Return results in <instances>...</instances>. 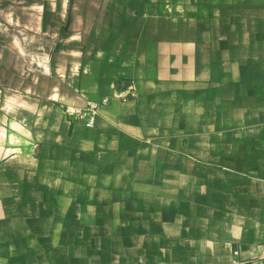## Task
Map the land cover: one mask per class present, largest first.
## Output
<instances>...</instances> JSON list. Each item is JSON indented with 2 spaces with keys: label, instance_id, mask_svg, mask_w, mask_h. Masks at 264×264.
Wrapping results in <instances>:
<instances>
[{
  "label": "crops",
  "instance_id": "1",
  "mask_svg": "<svg viewBox=\"0 0 264 264\" xmlns=\"http://www.w3.org/2000/svg\"><path fill=\"white\" fill-rule=\"evenodd\" d=\"M38 2L61 55L0 90V264H264V0Z\"/></svg>",
  "mask_w": 264,
  "mask_h": 264
},
{
  "label": "rangeland",
  "instance_id": "2",
  "mask_svg": "<svg viewBox=\"0 0 264 264\" xmlns=\"http://www.w3.org/2000/svg\"><path fill=\"white\" fill-rule=\"evenodd\" d=\"M33 1L36 3L31 4ZM38 1L0 0V90L16 89L20 80L23 85L28 83L45 73L48 64H53L61 55L58 52L61 39L50 38L43 33L44 29H39ZM66 249L67 260L51 264H99L93 261L91 246H67Z\"/></svg>",
  "mask_w": 264,
  "mask_h": 264
},
{
  "label": "built area",
  "instance_id": "3",
  "mask_svg": "<svg viewBox=\"0 0 264 264\" xmlns=\"http://www.w3.org/2000/svg\"><path fill=\"white\" fill-rule=\"evenodd\" d=\"M107 103L108 97H102L98 100H87L82 107H64V112L69 118L83 122L87 127H92L99 114L100 107Z\"/></svg>",
  "mask_w": 264,
  "mask_h": 264
}]
</instances>
